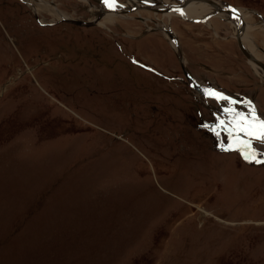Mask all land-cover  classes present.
<instances>
[{
    "label": "rangeland",
    "instance_id": "obj_1",
    "mask_svg": "<svg viewBox=\"0 0 264 264\" xmlns=\"http://www.w3.org/2000/svg\"><path fill=\"white\" fill-rule=\"evenodd\" d=\"M34 1L0 0V264H264V164L225 150V109H248L198 94L157 30L198 86L264 119L227 19L102 26L104 0H43L83 27ZM218 1L254 11L264 60V0Z\"/></svg>",
    "mask_w": 264,
    "mask_h": 264
},
{
    "label": "bare ground",
    "instance_id": "obj_2",
    "mask_svg": "<svg viewBox=\"0 0 264 264\" xmlns=\"http://www.w3.org/2000/svg\"><path fill=\"white\" fill-rule=\"evenodd\" d=\"M25 1L29 2V1H32V0H25ZM35 1H38V3L40 2L39 3V6L40 7L38 6V7H36L37 9H35L37 12H40L41 11V12L50 13L53 16H57L58 17L57 19H59V20L66 18L64 15H62L61 13L58 12V9H52L53 8L52 7L53 5L51 3H48V2L46 3L43 0H35ZM134 1H135L134 3L139 4V2L137 0H134ZM146 1H149V2H152V3L159 2V4H163V5H179L180 4L179 2H174V3H171L170 4L166 0H146ZM98 3L101 4L100 2H98ZM115 3H116V6L114 8H111L110 9L108 7H104L102 9V12L104 11V13H105V18L103 20V23L101 24L102 26H105V25H107L110 22L111 23L114 22V20L116 18H120V19H130V17L128 15L131 14V12H129V11H132L133 10V2H129V4H126V5H119L116 1H115ZM54 8H56V7H54ZM107 9H110V11H108ZM218 9H219V7H217V6H208V5H204V4H200L199 3V4H192V5H190V6L186 7V8L180 9V10H178L176 12H173V13H166V14L156 13V12H153V13L164 15L168 19H171L172 17L179 16L181 19H183L185 21L197 20V19L198 20L199 19H205L207 17H210V16L212 17L213 16V20L211 19V20L207 21L206 23H204L205 25L208 24L207 26L211 27L213 25V23L217 21L214 18H221L222 20H224V18H225V19H227L228 22L231 20L230 17H229V15H226L225 13H222V12L219 13L218 12ZM139 11L140 12H144V11H149V10L142 9V10H139ZM139 11H136L134 13H137ZM230 11H231V17H233L234 21L238 25L245 27V28L243 27L244 28V36H243V38H244V45L253 53V55L258 60H260L261 62L264 63V60L261 59V58H259V56L257 55V53H256V51H257L256 48L257 47L255 46V43L252 41V38L249 37V35H248V33L252 32V31H257L256 29H254V27H250L249 28L248 27V23L246 21L248 19V17H250L254 11H251V12L249 11L248 12L247 10H238V9H234V8H231V7H230ZM140 12L137 13V14H140ZM149 12H151V11H149ZM181 13H183V15H181ZM143 21L144 22H147L146 20H143ZM262 26H264V25H262ZM162 28L165 29V30L166 29L171 30V29H169L168 26H163ZM162 28H159V29H162ZM262 29H264V28H262ZM171 32L173 33V31H171ZM234 32H235V30H234ZM173 35L175 36L174 33H173ZM165 37L169 40V38L166 35H165ZM234 39H236V41H237V38L235 36V33H234ZM170 41L171 40H169V42ZM172 44L175 47L177 46V39H176V37H175V40L172 41L171 45ZM173 45H172V48H173ZM248 63L251 66V68L253 69V71L256 73V75H258V77L260 79L264 80V71L259 66H257L256 64H254V63H252L250 61H248ZM234 104H236V103H234Z\"/></svg>",
    "mask_w": 264,
    "mask_h": 264
},
{
    "label": "water",
    "instance_id": "obj_3",
    "mask_svg": "<svg viewBox=\"0 0 264 264\" xmlns=\"http://www.w3.org/2000/svg\"><path fill=\"white\" fill-rule=\"evenodd\" d=\"M130 2H133V10L129 11L131 13H134L136 11L139 10H149L151 12H156V13H173L176 12L180 9L186 8L192 4H204V5H208V6H217L219 7L218 12H222L225 13L226 15H229L230 17V24L231 26H233L234 30H235V36L237 38V43H238V47L240 49V51L242 52V54L246 57V59L254 64H256L257 66H259L263 71H264V63L261 62L260 60H258L253 53L244 45V26H240L238 25L233 17H231V11H230V6L224 2V1H218V0H180L179 1V5H163V4H159V2L156 3H152L146 0H137L139 2V4L134 3V0H128ZM213 17V16H212ZM210 17H207L205 19H197V20H189L190 22L193 23H206L207 21H209ZM241 18V17H240ZM63 22H69L71 24L77 25V26H83V27H88V26H92L95 25L96 22H87V23H82L80 21H74V20H67V19H62ZM243 24V23H242ZM244 25V24H243ZM261 25H264V20L262 19L261 21ZM244 27V28H243ZM158 31H162L168 38L169 40H171L170 42L172 43V41L175 40V36L173 35V33L168 30V29H157ZM173 45V44H172ZM178 41H177V46L175 47L173 45V49H175L179 61L182 64V68H183V72L184 75L188 81V83L190 84V86L197 91L198 94H200L201 96H204L205 98H214L211 96L206 95V92L204 89H202L200 86H198V84L190 77L186 66L184 64V59H183V54L182 51L180 49V46H178ZM229 98V97H228ZM215 99V98H214ZM230 100L234 101V99L229 98ZM239 105H241L242 107H245L249 110V105L244 104L242 102H237Z\"/></svg>",
    "mask_w": 264,
    "mask_h": 264
},
{
    "label": "snow or ice",
    "instance_id": "obj_4",
    "mask_svg": "<svg viewBox=\"0 0 264 264\" xmlns=\"http://www.w3.org/2000/svg\"><path fill=\"white\" fill-rule=\"evenodd\" d=\"M104 3L110 9L116 6L115 0H104ZM205 92L206 95L214 97L217 100H228L230 105L236 103L228 97L212 90L206 89ZM225 112L233 117L230 122L231 129L229 130L231 142L225 150H236L240 152L242 158L247 162L264 164V159L258 158L264 156V153H259L253 147V142L264 145V119H261L257 115L255 108L251 106H249L247 115L235 112L231 107L226 108ZM220 127H223V121H221Z\"/></svg>",
    "mask_w": 264,
    "mask_h": 264
},
{
    "label": "crops",
    "instance_id": "obj_5",
    "mask_svg": "<svg viewBox=\"0 0 264 264\" xmlns=\"http://www.w3.org/2000/svg\"><path fill=\"white\" fill-rule=\"evenodd\" d=\"M238 45V44H237Z\"/></svg>",
    "mask_w": 264,
    "mask_h": 264
}]
</instances>
